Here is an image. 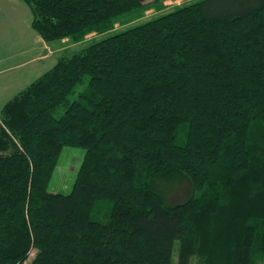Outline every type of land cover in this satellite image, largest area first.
<instances>
[{"label": "trees", "instance_id": "obj_1", "mask_svg": "<svg viewBox=\"0 0 264 264\" xmlns=\"http://www.w3.org/2000/svg\"><path fill=\"white\" fill-rule=\"evenodd\" d=\"M23 1L48 44L98 36L0 111V264H264V0Z\"/></svg>", "mask_w": 264, "mask_h": 264}, {"label": "rangeland", "instance_id": "obj_2", "mask_svg": "<svg viewBox=\"0 0 264 264\" xmlns=\"http://www.w3.org/2000/svg\"><path fill=\"white\" fill-rule=\"evenodd\" d=\"M186 2L188 0H174L173 2L171 0H166L165 4L167 7L165 8L167 10H171L176 6V4H180L183 2ZM14 8L12 7V3H2L0 1V24L2 23L4 17H7L10 15V20L8 23H10V27L14 26L12 23H16L14 30L12 33L3 36L2 30H0V60H4V57H8L10 55V58L12 56V59L16 62H21L26 60L30 54H39L44 53L45 49L43 48V45L41 44L44 39L40 36V34L32 28V26L29 23V20L32 18L31 9L29 8L28 4L24 2L23 0H17L15 4H13ZM164 9V10H165ZM160 11H156V9L151 8L147 11L146 17H151L156 13H159ZM14 17L21 16L23 19L21 20H13ZM144 19V18H143ZM143 19L135 20L131 22V24H135L136 22H139ZM7 21V19H5ZM26 23V31L24 32L22 30L21 23ZM130 25V24H128ZM124 26L118 25L117 29L122 28ZM28 29L31 31V35L28 33ZM94 36H98L97 34L91 33L87 36V40L80 41L79 43H69L68 41L63 42L62 40H56L54 42H50L49 45L53 46L56 44H59L60 48H66L69 47V51L61 49L59 50V53H55L54 55H49L48 58L45 60H39L35 61L29 65H24L21 68H16L9 72L13 75H20L25 73V76H17V77H11L14 79H17L13 84H9L8 81L10 78H8L9 74L3 73L0 74V106L5 102L9 96L14 94L15 92L19 91L21 88L25 87L29 84L34 78L39 76L40 74L44 73L46 70L51 68L57 60L58 57L62 56L63 54H69L72 52H77L81 50L86 44L89 43L90 39H92ZM101 36V35H100ZM66 40V39H65ZM44 44V43H43ZM69 52V53H67ZM11 60V59H10ZM31 74V75H30ZM8 76V77H7ZM11 76V75H10ZM7 81V82H6ZM6 86V89L4 91V95L2 96V87ZM1 110V109H0ZM85 155V148L82 146H75V145H67L63 148L58 163L56 165V168L52 174V177L50 179L48 188L51 191L54 192H62V193H68L72 190L74 182L77 178L78 171L80 169V166L82 164L83 158ZM192 191V185L189 183L188 180H182L174 189H171V191L168 193V196L172 202H177L179 200H183L186 198ZM111 204L110 202H106L102 207L97 206L93 213L92 217L95 219L100 220H106L107 214L110 210ZM179 242L177 241L175 243L174 247V257L176 258V253L178 250ZM35 254V250L33 249L30 253V256L28 258V261H30ZM192 264H197L196 258L192 259Z\"/></svg>", "mask_w": 264, "mask_h": 264}, {"label": "crops", "instance_id": "obj_3", "mask_svg": "<svg viewBox=\"0 0 264 264\" xmlns=\"http://www.w3.org/2000/svg\"><path fill=\"white\" fill-rule=\"evenodd\" d=\"M2 1V3H8V2H11L12 3V7L14 8L13 4L16 3L17 0H0ZM15 9V8H14ZM5 19H7V21H5ZM21 20L23 19L22 15L21 16H17V17H14L13 15V20ZM10 20V15H8L7 17H4L2 23L0 24V30H2L3 32V36H6L10 33H12V31H10L11 29L14 30V26L17 25L16 23H12L14 26L10 27V23H8V21ZM22 23H23V26H22ZM29 23L31 25V19L29 20ZM18 24H21L22 26V30L25 32L27 29L25 28L26 27V23L24 22H21V23H18ZM1 32V31H0ZM28 33L29 35H31V31L28 29ZM44 43V44H43ZM41 44L43 45V48L45 49V52L44 53H39V54H30L29 57L24 60V61H21V62H16L12 59V56L10 58V55H8V57H4L3 59L4 60H0V74H3V73H7L9 74L7 77L10 78L8 83L9 84H13L15 83L16 81H18L17 79H14V78H11V77H17V76H25V73L23 74H20V75H13V74H10L9 72H11L12 70L16 69V68H21L22 66L24 65H29L35 61H39V60H45L46 58H48V56L51 54V55H54L55 53H59V47H56V48H53L51 47L46 41H42ZM11 59V60H10ZM57 61V60H56ZM53 62L54 63H56ZM11 75V76H10ZM31 75V74H30ZM35 79V78H34ZM7 82V81H6ZM30 83V82H29ZM24 88V87H23ZM21 88V89H23ZM6 89V86L2 87V96L4 95V91ZM20 89V90H21ZM18 92V91H17ZM15 92V93H17ZM14 93V94H15ZM14 94H12L11 96H9V98H7L5 100V102L0 106V109L3 108L4 104L12 98V96H14ZM1 111V110H0Z\"/></svg>", "mask_w": 264, "mask_h": 264}]
</instances>
